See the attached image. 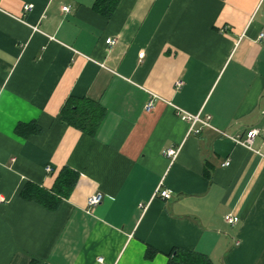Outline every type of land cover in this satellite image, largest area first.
<instances>
[{"label":"crops","instance_id":"0c3cea01","mask_svg":"<svg viewBox=\"0 0 264 264\" xmlns=\"http://www.w3.org/2000/svg\"><path fill=\"white\" fill-rule=\"evenodd\" d=\"M95 1L0 0V264H167L174 247L264 264V139H233L264 129V0ZM70 96L104 108L93 135L62 121ZM63 168L55 208L21 197Z\"/></svg>","mask_w":264,"mask_h":264},{"label":"trees","instance_id":"16d2710c","mask_svg":"<svg viewBox=\"0 0 264 264\" xmlns=\"http://www.w3.org/2000/svg\"><path fill=\"white\" fill-rule=\"evenodd\" d=\"M117 0L111 4L109 1L96 0L94 8L102 15L109 17ZM60 116L63 122L76 129L93 135L99 127L104 116V108L96 101L86 97L70 96L61 108ZM20 133L39 132L40 128L33 124L27 128L21 124L17 125ZM77 176L68 168H63L56 177L55 184L51 192H47L32 184H26L20 195L24 199L35 200L48 208H55L61 196L66 195L74 186ZM154 249L148 248L147 256H152ZM167 264H213L210 258L194 250L174 247L167 254Z\"/></svg>","mask_w":264,"mask_h":264},{"label":"built area","instance_id":"2783aa9c","mask_svg":"<svg viewBox=\"0 0 264 264\" xmlns=\"http://www.w3.org/2000/svg\"><path fill=\"white\" fill-rule=\"evenodd\" d=\"M31 5H25V10L26 9H30ZM63 11H67L69 9L68 6H63L62 7ZM263 33H260L258 38L261 39L263 37ZM106 43L108 44H113L115 43V40L112 39V38H108L106 39ZM143 56V53H140L138 55L139 58H142ZM181 82H177V86H180ZM156 96L152 93H150V97L148 98V100L145 102L143 108L145 111H150L152 110L153 106H154V100H155ZM175 108V111L176 113L181 117L183 118L184 120H186L189 124V128H188V132H191V133H199L203 127H209L210 124H209V116L208 115H205V116H201L200 113H190V112H187L177 106H174ZM261 134L262 138L264 139V129L260 132L258 129H255V128H252L250 130L247 131L246 133V136L245 138H233L235 140V142L237 143H240V144H243L245 146H250L251 143H252V138L254 135L256 134ZM165 155L167 157L170 158L171 161H173L178 153V149L177 148H174V147H170V148H167L165 150ZM229 164V161H225L223 165H228ZM50 168L47 167V171H49ZM155 195L161 197L162 199H169L170 196H171V192L170 190L168 189H160V188H157L156 192H155ZM101 199H102V195L101 193H95V194H92L90 195L88 198H87V207L88 208H92L94 207L95 205L99 204L101 202ZM225 220L227 223L229 224H235L237 221H238V217L234 214H227L225 216ZM99 260H101V258H99Z\"/></svg>","mask_w":264,"mask_h":264}]
</instances>
